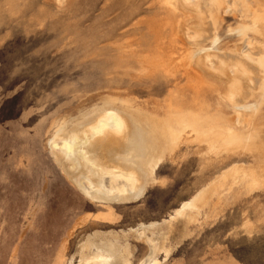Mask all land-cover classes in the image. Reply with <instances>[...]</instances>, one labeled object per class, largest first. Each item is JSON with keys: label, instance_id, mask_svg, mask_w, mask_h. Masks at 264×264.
Listing matches in <instances>:
<instances>
[{"label": "rangeland", "instance_id": "rangeland-1", "mask_svg": "<svg viewBox=\"0 0 264 264\" xmlns=\"http://www.w3.org/2000/svg\"><path fill=\"white\" fill-rule=\"evenodd\" d=\"M248 1L264 11V0ZM169 2L0 0V264H78L77 248L91 232L164 222L231 166L262 162L249 151L227 154L186 139L156 169L160 182L126 205L91 201L56 164L48 145L54 133L91 123L97 117L91 107L103 97L134 101L142 109L136 116L149 124L175 116L206 124L235 120L225 80L204 72L197 60V50L210 47L212 39L185 34L196 15ZM223 17L216 31L221 53L241 45L239 15ZM263 27L249 34L259 44ZM257 113L243 112L248 123L242 130L264 131V101ZM69 116L67 122L76 123L59 128ZM164 144L149 141L145 160H160ZM230 183L222 181L192 221L157 231L167 243L153 264H264V185L229 190ZM129 240L132 264H140L150 249L133 236Z\"/></svg>", "mask_w": 264, "mask_h": 264}, {"label": "bare ground", "instance_id": "bare-ground-1", "mask_svg": "<svg viewBox=\"0 0 264 264\" xmlns=\"http://www.w3.org/2000/svg\"><path fill=\"white\" fill-rule=\"evenodd\" d=\"M169 1L175 9L182 7L196 15L195 20L183 28L185 34L190 31L194 37L212 39L210 47L202 46L197 50V60L206 67L207 71L204 72H211L225 80L228 89L226 97L238 111L235 120L226 123L217 119L216 124H206L208 121L175 116L161 119L164 122L149 124L136 116L142 109L135 108L134 101L103 97L100 103L91 107L97 116L91 123H81L77 129L62 135L54 133L56 138L48 145L56 164L78 191L91 201L126 205L141 199L148 186L160 182L155 176L156 169L166 155L176 150L179 143L186 139L208 142L227 154L249 151L262 162L231 166L199 189L164 222L141 223L128 232H91V237L77 248L78 264H132L134 251L130 236L138 242L144 241L150 249L148 257L140 264H152L162 255L167 242L165 233L158 234L157 231L162 230L163 225L172 229L179 221H192L193 212L207 206L222 181L231 180L229 190L243 183L254 190L264 185V131L250 127L242 130L248 123L243 112L258 114L264 101V43L259 44L249 36L251 32L259 33L264 26V11H256L254 3L248 0H206V5L202 3L203 0ZM227 13L239 15L240 22L235 31L241 38V45L235 50L221 53L218 48L220 37L216 31ZM247 19L252 20L250 26L245 23ZM250 98H259L260 101L249 104ZM85 110L80 113H90H84ZM70 117L65 118L59 128L64 124L76 123L67 122ZM222 123L228 124L230 128ZM157 127L160 128L159 132ZM158 139L166 142L164 145L167 150L159 153V157L162 156L160 160L152 156L146 161L151 153L148 152V142L155 143ZM121 145L130 147L124 152H117ZM135 156L143 157V160L133 159Z\"/></svg>", "mask_w": 264, "mask_h": 264}, {"label": "crops", "instance_id": "crops-1", "mask_svg": "<svg viewBox=\"0 0 264 264\" xmlns=\"http://www.w3.org/2000/svg\"><path fill=\"white\" fill-rule=\"evenodd\" d=\"M167 243V242H166ZM163 254V253H162ZM134 259V258H133ZM133 261V260H132ZM153 264V263H152Z\"/></svg>", "mask_w": 264, "mask_h": 264}]
</instances>
